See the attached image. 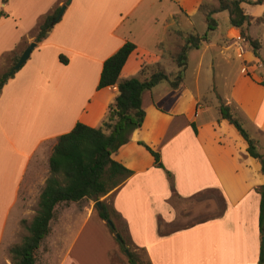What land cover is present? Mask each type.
I'll list each match as a JSON object with an SVG mask.
<instances>
[{
	"label": "crops",
	"instance_id": "1",
	"mask_svg": "<svg viewBox=\"0 0 264 264\" xmlns=\"http://www.w3.org/2000/svg\"><path fill=\"white\" fill-rule=\"evenodd\" d=\"M200 1L71 0L48 37L3 86L0 264L3 251L14 243L8 240L22 217L20 210L34 189L40 195L50 175L49 156L58 137L77 122L99 127L106 119L118 86L98 88L104 61L132 42L135 49L118 81L137 77L144 66L155 64L172 80L179 68L171 56L187 32H198L193 17ZM65 2L8 0L5 9L14 20L27 18L28 23L24 29L15 26L10 38L0 36V54L8 61L12 51L34 41L40 22ZM241 6L253 18L264 15V2L244 0ZM222 14L229 20L227 11L214 17ZM6 18L0 17V30ZM260 24L263 30L257 37L247 32L261 43L260 58L246 40L228 44L227 38L239 34L233 27L228 36L215 41L207 36L200 48L188 51L179 87L162 80L143 91L142 125L112 154L131 174L104 195L111 220L120 223L118 233L127 252L122 253L115 233L106 232L112 241L95 264H129L130 251L138 264H259L263 236L257 188L264 184V175L259 160L247 152V142L218 107L222 103L230 108L264 155V22ZM60 54L67 63L59 60ZM140 141L158 152L159 163ZM75 203L66 204L62 219L80 211L68 210ZM86 209V218L94 213L99 217ZM67 259L66 253L58 264Z\"/></svg>",
	"mask_w": 264,
	"mask_h": 264
},
{
	"label": "trees",
	"instance_id": "2",
	"mask_svg": "<svg viewBox=\"0 0 264 264\" xmlns=\"http://www.w3.org/2000/svg\"><path fill=\"white\" fill-rule=\"evenodd\" d=\"M8 0H2V4ZM216 7H206L201 2L198 9L204 13L207 24L206 32H187L183 36V42L178 51L171 56L172 61L178 66L179 71L172 80L164 69L159 65L144 66L137 77L118 81L122 66L128 56L135 49L132 42H125L115 53L108 57L103 64L100 74L98 88L117 84L118 95L109 104L106 119L99 127H90L81 122L67 133L60 135L53 146L49 156L50 175L39 195L38 209L29 225L27 234L19 243L10 246L9 253L13 264H36L37 251L51 231V223L56 219V206L61 203L69 204L83 199L97 200L108 194L120 185L131 171L112 158L118 148L127 142L131 133L142 125L144 110L142 108V93L151 89L162 80H169L172 88L179 87L183 80L184 70L187 64V53L190 49H198L207 40L208 31L217 27L214 15L220 11H227L229 23L232 27L239 29V35L249 44L256 57L260 58L261 43L247 33L251 23L264 22V15L253 18L246 14L241 6L244 0H215ZM264 0L250 1L251 4H261ZM61 6L56 7L53 12L47 14L37 27L34 41L36 46L42 43L49 35L52 27L59 20L56 16ZM3 14V7L0 15ZM26 42H24L25 44ZM29 44V43H28ZM26 44L21 50H14L8 56L9 67L0 74V92L9 79L24 65L12 70L18 61ZM161 48L162 46L159 45ZM62 63H67L63 55H59ZM264 68V59L261 60ZM222 118L238 130L239 134L247 142V152L250 156L259 160L261 172L264 175V155L260 152L256 140L247 133L242 126L241 120L230 108L220 103L218 107ZM154 157L155 163L160 162L158 152L140 141ZM260 195L258 227L264 237V184L257 188ZM98 215L103 220L111 219L105 204L97 206ZM111 232L115 233V226H111ZM119 245L124 251V239L120 235ZM129 264H138L132 252L127 253ZM259 264H264V249L259 257Z\"/></svg>",
	"mask_w": 264,
	"mask_h": 264
},
{
	"label": "rangeland",
	"instance_id": "3",
	"mask_svg": "<svg viewBox=\"0 0 264 264\" xmlns=\"http://www.w3.org/2000/svg\"><path fill=\"white\" fill-rule=\"evenodd\" d=\"M200 2L208 8L216 7L218 4L215 0H201ZM5 6L4 4H2V0H0L1 9L3 7V14L0 15V17H7L5 19V23H3L2 25V29L0 30V36H6V38H10L11 34L15 35V32L13 30L14 27L21 26L20 28L24 29L25 24L28 23V19L24 18V20H21L22 23L21 21L14 20L15 15L10 13L8 8L5 9ZM263 12L264 11L261 12V15ZM216 20L217 27L212 31H208V39L215 41V39L217 38L219 39L222 36L226 37L230 33L234 32L233 27L230 25L229 20L227 19V15H219ZM193 21L198 32H205V30L207 29V24L204 20V13L202 11H199L196 13V15H194ZM262 30L263 27L260 23H251V25L247 28V32L254 37H257L260 33H262ZM19 31L20 33L23 32L22 30ZM236 38L237 36L235 35L231 38H227L230 39V43L228 44H234L236 46L234 42V39L236 40ZM25 42L26 43H23V45H21L18 50L23 49L24 46L29 43L28 41ZM1 45H7V42H2ZM2 53L0 54V72L7 70L10 64L8 63L7 59L4 58L5 53ZM262 53L264 55V51ZM234 66H237V64L234 63ZM191 68L190 71L192 70ZM218 84L221 87V81L219 79ZM39 192L40 190L36 191L34 189L33 197L29 202L26 203L22 210H20L22 217H20L17 221L14 236L11 238V240L10 238L8 240L14 242L11 245L19 243L22 238L28 233L27 226L29 225V221L31 220L38 207L37 205ZM97 201H100V207L101 203L106 204V208L108 209V212L110 214L111 209L110 205L108 204V197L106 198L105 196H101L97 200L83 199L76 202L72 205L73 207L69 208L68 210H77L76 208L78 207L80 211L77 213L75 212L74 214L71 213L64 219L60 217V213L64 209L66 204L61 203L57 206V219L53 220L51 223V227L53 229L52 234L44 240V242L42 243L43 245H41L38 249L36 264H46L47 259V264H58L59 259L62 257V255H65L66 253L68 258L66 260V264H95L96 261L98 262V260L102 258V255H104V250L106 245L109 243V240L112 241L111 237H108V235H106V232H111V226H115V224L118 226V228L115 226L116 232L113 238L119 244V238L117 237L116 233L119 234L118 232H120V223L116 219H112L113 221L111 219H108L111 221L110 223L108 222V220L102 221L96 213L86 218V208L89 207L90 209L97 211ZM11 221L12 218L10 220V223ZM119 235L122 236L121 233ZM49 242L52 243H50V251L47 253V244ZM9 248L10 247H7L2 253L3 264H13L10 257ZM121 251L122 253L127 252L126 250L124 251L122 248Z\"/></svg>",
	"mask_w": 264,
	"mask_h": 264
},
{
	"label": "water",
	"instance_id": "4",
	"mask_svg": "<svg viewBox=\"0 0 264 264\" xmlns=\"http://www.w3.org/2000/svg\"><path fill=\"white\" fill-rule=\"evenodd\" d=\"M71 0H66V2L61 6L57 16H56V20H58L62 13L64 12L65 10V7L70 3ZM36 45V42L35 41H32L28 44V46L23 50V52L21 53L18 61L16 62V64L13 66L12 70L14 69H18L23 63L26 62V60L29 58L33 48L35 47ZM96 205L100 208V201H97L96 202ZM108 222L110 223L111 221L108 220ZM118 238H120V235L119 234H116ZM262 244H263V249H264V237H262Z\"/></svg>",
	"mask_w": 264,
	"mask_h": 264
},
{
	"label": "built area",
	"instance_id": "5",
	"mask_svg": "<svg viewBox=\"0 0 264 264\" xmlns=\"http://www.w3.org/2000/svg\"><path fill=\"white\" fill-rule=\"evenodd\" d=\"M237 40L242 41L245 40L242 36H240L239 34L237 35Z\"/></svg>",
	"mask_w": 264,
	"mask_h": 264
}]
</instances>
